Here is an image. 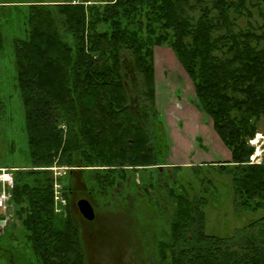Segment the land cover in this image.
Listing matches in <instances>:
<instances>
[{
	"label": "trees",
	"instance_id": "obj_1",
	"mask_svg": "<svg viewBox=\"0 0 264 264\" xmlns=\"http://www.w3.org/2000/svg\"><path fill=\"white\" fill-rule=\"evenodd\" d=\"M75 1L29 3L26 37L13 39L27 151L25 162L14 166L8 202L33 256L29 263L12 252L14 262L85 264L70 208L55 209L52 167L67 168L58 177L65 198L63 177L71 171L87 172L92 195H110L121 182L133 186L137 173L152 186L158 172L157 188L165 184L161 168L170 148L156 100L159 46L172 49L231 153V160L208 165L231 175L241 208L264 211V154L253 161L251 143L264 117L261 2ZM201 185L200 195L192 196L190 184L166 186L174 208L170 229L157 243L160 264H264V213L233 235L208 232V187Z\"/></svg>",
	"mask_w": 264,
	"mask_h": 264
},
{
	"label": "rangeland",
	"instance_id": "obj_2",
	"mask_svg": "<svg viewBox=\"0 0 264 264\" xmlns=\"http://www.w3.org/2000/svg\"><path fill=\"white\" fill-rule=\"evenodd\" d=\"M40 1L51 0H0V35L3 36L0 42V102L3 105L0 108V165H7L1 168H6L13 177L17 169L14 166L25 162L27 151L22 104L16 87L13 39L26 37L24 7ZM258 1L264 10V0ZM259 12V8L255 7V19H259ZM240 24L245 25L246 19L240 20ZM179 64L170 47L156 48L155 65L161 81L159 86L161 83L165 84V81H162L164 78L167 83L172 82L176 85L185 82L182 74L185 76L186 71ZM185 78L192 83L189 76ZM174 84L171 87L166 84L165 88L161 86L165 93H162L164 97L160 98V102L166 100L167 104L157 105L158 110L167 108L170 116V135L178 141L172 145L171 153L169 151L163 160L168 162L161 168L163 176L161 181L165 183L164 185L160 184L158 188L156 186L158 172L154 174L155 183L152 186L148 185L149 177L143 180L141 173H137L134 175L133 186L121 182L110 195L94 193L91 201L96 206L97 218L93 222L83 218L78 209L77 200L82 196L78 193L70 196L68 188L66 189L68 193L65 209L58 213H66L68 206L72 216L79 222L85 264H160L157 243L170 229V212L174 208L169 203L170 194L166 189L171 181L190 184L192 188L188 190L191 196L195 192L200 195L202 182L208 187L204 193L208 232L222 236L233 235L237 229L258 219L264 213L261 209L254 211L241 208L235 200L231 175L208 165L213 162L211 160L225 162V159L229 158V149L226 146L222 148L221 145L224 143L220 137L218 140L221 144L215 142L210 135H206L207 126L212 131V120L196 107L194 88L190 85V88L183 86L181 90H174L176 87ZM165 90H168L167 93ZM172 100L175 101L173 106ZM192 115L199 117L201 123L196 122ZM158 117H161L160 113ZM196 136L204 138L208 146L206 149L200 146ZM251 143L256 147L252 159L259 162L264 154L261 150L264 149V117L260 131ZM194 164L204 165L196 171ZM175 165L182 167L177 170ZM63 178L66 187L70 186L73 181L72 173H67ZM74 182L75 189L82 187L81 178L74 176ZM85 182L89 184L91 181L86 179ZM141 186L147 189L144 191ZM9 188L0 181V197L4 198L3 205H0V220H6V224L0 225V264H12L14 261L12 252L23 254L21 258L31 263L32 249L21 221L15 216L8 202ZM14 264H19V261Z\"/></svg>",
	"mask_w": 264,
	"mask_h": 264
},
{
	"label": "crops",
	"instance_id": "obj_3",
	"mask_svg": "<svg viewBox=\"0 0 264 264\" xmlns=\"http://www.w3.org/2000/svg\"><path fill=\"white\" fill-rule=\"evenodd\" d=\"M57 0H51L50 2H56ZM177 59V58H176ZM171 62H172V60H171ZM178 64H179V62H178ZM179 65H181V64H179ZM182 79L184 78V81L185 82H183L182 84L181 83H178V85H176V84H174V85H176V87H175V89L174 90H181V88L184 86V87H189L190 88V85L192 86V88H194L193 87V83H191V82H189L188 81V78L186 79L185 78V76L186 77H188L187 76V73H185V76L182 74ZM169 78H171V77H169ZM162 81H165V84H162L161 83V85L159 86V83L161 82L160 81V77H159V74H158V72H157V69H156V88H157V93H156V100H157V105L159 104V105H166L167 103V101L165 100V102H163L162 101V103L160 102V98L161 97H164L163 96V94L162 93H165L164 92V90H162L161 89V86H163L164 88L166 87L165 85L167 84V86L169 85L170 87L171 86H173V84H172V82L171 83H167V81H166V79L164 78V79H162ZM184 90V89H183ZM166 91V93H167V91L168 90H165ZM160 93H161V95H160ZM166 96H168V95H166ZM195 96H196V94H195ZM196 99H197V97H196ZM168 100V99H167ZM173 101V100H172ZM171 101V102H172ZM175 101H173V103L171 104V103H168V104H171L172 106L173 105H175V103H174ZM166 103V104H165ZM196 107L201 111V112H203V113H205L203 110H202V108H201V106L199 105V102H198V99H197V102H196ZM162 107V106H161ZM163 108V107H162ZM159 113L161 114V120L163 121V124H164V127H165V132H166V137H167V140H168V142H169V150H170V153H171V151H172V145H175V143H176V139L174 138V137H172L171 135H170V128H171V126H170V116H169V112H167V108L165 107V109H162V110H160L159 109ZM197 116H199L196 112H194ZM207 115V114H206ZM193 116V115H192ZM208 116V115H207ZM193 118H195L196 119V122H200L201 123V119H198L199 117H195V116H193ZM203 125L205 126L206 124L205 123H203ZM170 129V130H169ZM214 130V128H213V124H212V131L211 130H209V126H207V128H206V130H205V133H206V135H210L211 136V138L212 139H214L215 140V142H217V143H219V144H221V142H219V140H218V138H219V136H218V134L216 133V132H214L213 131ZM196 139H197V141L199 142V144H200V146H203V148H207L208 146H207V142L204 140V138L202 137V136H196ZM178 142V141H177ZM222 146V148L224 149V146H225V144L223 145H221ZM174 150V149H173ZM208 150V149H207ZM230 151H228V156H229V158L228 159H225V161H229V160H231V153H229ZM184 156V155H183ZM184 158V157H183ZM205 161H208V160H205ZM211 161H215V160H211ZM218 161V160H217Z\"/></svg>",
	"mask_w": 264,
	"mask_h": 264
},
{
	"label": "built area",
	"instance_id": "obj_4",
	"mask_svg": "<svg viewBox=\"0 0 264 264\" xmlns=\"http://www.w3.org/2000/svg\"><path fill=\"white\" fill-rule=\"evenodd\" d=\"M80 0H76L75 2H79ZM54 170V175H55V183H54V201H55V209L57 212H62L65 209V204H66V198L63 195L62 191V184L58 180L59 176H62L65 173V170L67 169L66 167H57L54 166L52 167ZM63 170V171H59ZM0 181L4 183L5 185L7 184L9 187L13 186L14 183V178L12 173H10L6 168H1L0 169ZM4 203V198L0 197V205H3Z\"/></svg>",
	"mask_w": 264,
	"mask_h": 264
},
{
	"label": "flooded vegetation",
	"instance_id": "obj_5",
	"mask_svg": "<svg viewBox=\"0 0 264 264\" xmlns=\"http://www.w3.org/2000/svg\"><path fill=\"white\" fill-rule=\"evenodd\" d=\"M71 173H72V180L73 181L72 182L70 181L71 182L70 186L67 184L68 185L69 195L71 196L72 194H77L78 193V194H80L82 196V197H80L77 200L78 209H79V211H80V213H81V215H82L83 218L87 219L88 221L93 222L97 218V209H96L95 204L91 201L92 200V197H93L92 191L89 188V186L87 185V183L85 182V180L87 179V175H86L85 171H73V172L71 171ZM74 176H75V178H81L82 187L79 188V189H75ZM83 198L88 199L92 203V205L94 207L95 217L93 219L86 218L84 216V214L81 212V209H80V207L78 205V202H79V200H81ZM74 219L76 221V218L75 217H74ZM76 222H77V224L79 223L78 221H76ZM78 226H79V229H80V225L79 224H78ZM0 233H1V230H0ZM12 264H14V261H12Z\"/></svg>",
	"mask_w": 264,
	"mask_h": 264
},
{
	"label": "water",
	"instance_id": "obj_6",
	"mask_svg": "<svg viewBox=\"0 0 264 264\" xmlns=\"http://www.w3.org/2000/svg\"><path fill=\"white\" fill-rule=\"evenodd\" d=\"M261 150L264 151V149H261ZM261 161H262V157L259 159V162ZM78 205L81 209V212L84 214L86 218L93 219L95 217L94 207L88 199L83 198L79 200ZM1 224L2 225L6 224V220H0V225Z\"/></svg>",
	"mask_w": 264,
	"mask_h": 264
}]
</instances>
